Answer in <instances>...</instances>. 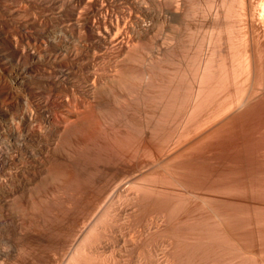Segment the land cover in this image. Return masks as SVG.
Instances as JSON below:
<instances>
[{
	"label": "bare ground",
	"instance_id": "6f19581e",
	"mask_svg": "<svg viewBox=\"0 0 264 264\" xmlns=\"http://www.w3.org/2000/svg\"><path fill=\"white\" fill-rule=\"evenodd\" d=\"M121 1H124V0H121ZM172 1H175V2H172ZM172 1L169 0L168 3H170V2H172V3H170V5L168 6V4L165 3L163 0H126V3H124V4L119 3V1L117 2L115 0H104V1L103 0L102 1L101 0H0V131H3V133H0V141L2 139H4L3 137L8 135L12 138V140L15 141V143L17 144L16 146H18L19 149L21 148V150H23L26 145L23 147L22 144H20V141L24 140L25 144H26V140H28L29 138L31 139L33 133L36 130L41 131V129L43 128L46 130V132L47 131L49 132L50 135L49 134L48 135L51 138L50 143L53 145V149L55 150V152H56V149H58V147L60 146L63 149L62 153L67 156L66 157L67 159L72 161V158L75 159V157H76V156L73 157V155H75L77 152L81 151L80 146H82V144H83V146H82V149H83L84 146H86V145H88V146L95 145L97 142H99L98 137L101 134V132H102V134H103V132H106V135L107 134L111 135L110 132H113V134L115 132L116 133L119 132L117 134V135H119L122 131L123 134H121V135L125 136L127 129L132 126L131 123H134V122H131V119L136 117L137 113H139L140 110L142 111V109H140V107L145 104V103L143 104V102H145L146 99L149 97L147 95V93H148L147 91H149L148 87L151 86L149 84H150V81H152V79L149 76L150 77V80H149V77H147L146 73H144L145 70L148 67H151V66L153 67V64H156V63L158 64V67H159V65L162 64V62L165 63V60L167 62L168 60H170V58L172 59V55H173L172 53L176 52V51L173 52V49L175 46L173 43L175 40L172 41L168 37V39L170 41H172V42H170V41H168L167 38H164L163 37L164 34L163 35L161 34V31H163V30L159 29V27H158L159 25H166V24H164V22H166V21L168 23L169 22H176L178 24V25H176V23H175L176 28L179 27L178 28L179 30L178 29L177 30L179 31V37H180V39L178 38L179 42L177 40V42H178L177 45H180L181 48L184 47L183 50H185V48H186L191 54H193V55H191V54H189V55H191V56L197 55L196 59H193V57H191V60L188 62V64H186L187 62L186 63L182 62L183 63L182 65H184V64L187 65L188 69L190 70V73L193 76L192 81L194 82V84L191 88V97H190L189 105L188 104L186 105L187 108H183L184 106L183 107L179 106V107H181V109L183 108V110L188 109V106H189V109L186 110L187 112L184 111V112H186V113H184V114H186V116L184 119L182 118L183 121L185 122V120H188L192 116V114L198 113V111H200L204 106H208V104H206L208 102L207 99L208 100L212 99L211 97L214 95H211V93H210L211 96H210V98H208L209 93H207V92L210 90V88L212 89V87L209 88V86H212V85H210L212 80H213V83L216 85V83L214 82V79L217 81V77H216V73H217L218 78H222L221 80L224 81L223 77H225V82H226V84H223V85H226L224 88L225 90L224 89H223L224 91L221 90L223 93L222 94L220 93L221 99L216 100L217 103L216 102L213 103V101L209 102L210 103L209 105H211V104L212 105L208 106V108H206V109L201 110L202 113L207 110L208 115L207 116L200 115L199 117L196 116L197 119L194 120L195 124H192V125H194L195 128H199L198 130H200V128L204 129V127H207L211 123L213 125H216L215 128L218 131H222L221 133L218 131H215V132H218L219 134L218 133L216 134L214 132L211 136H213L215 134L217 136L215 135V137L213 136V138L218 137L222 133H224V135H225L226 134L225 129L227 128L228 123H224L223 121H225L227 118H229L231 116L233 117L234 114L241 112L243 109H246L245 107H247L249 105V103L252 100H254V98H256L258 95L260 96L261 94H264V0H204L206 3V6H207V11L203 10V12L201 13V14H203L201 22L203 23V26H205L207 23H208V25L210 24V26L212 24V26H213L212 28H213L214 33H211L210 35L207 33L208 35H205L206 31L208 30V28H206L207 30L206 29L204 30L205 34L203 37H202V35H200L201 33L196 32L197 31L196 29H195L196 30L195 31L196 33H195L193 31L194 29L191 28V25H195V26H193L195 28H196V26H199V25L194 24L193 22L197 21L196 19H198V17L196 18V15H198L197 13H199L197 11L199 9L201 10V5L202 6L205 5L204 1L203 0H172ZM202 1H203L204 5L202 4ZM162 2H163V4L165 3L166 5H162ZM158 4H160L161 6H164V7H167V6L168 7L165 9L162 7L163 10H162V8H159L160 9L159 10L158 6L160 7V5H158ZM154 5H156V7H157L156 9H158L159 11H157L155 9ZM153 7L156 11L153 9ZM203 8H206V7H203ZM198 16H200V15H198ZM200 18H199V20H200ZM191 23H193V24H191ZM171 25H173V24H171ZM208 25H206V26L209 27ZM201 26H202V24H201ZM201 30H203V29L201 28L199 30V32ZM207 32H209V31H207ZM162 33H164V32H162ZM167 34H169V33H167ZM222 34H226L225 38H223L224 35L222 36ZM170 38H172V37H170ZM212 43H214V45H216V47H219V48L221 47V51H223L222 49H224V51H226V53L223 54V55H225V57L223 56L224 58L227 57L226 59H224L221 55V57H219V59L217 56V60H216L215 59L216 58L215 53L218 54V52H214L212 49L211 50L213 52L211 50H210L211 52L209 51L211 53L210 55H209V53H204V51H202L203 49H205L204 47H208L209 49H210V47L212 48ZM149 44L150 45H152V44L161 45L163 50H164V54L163 53L161 54L162 50L160 52L158 50L159 54H161V55L158 54V56L154 60L152 59L150 62H148V60H147V62H148L147 63L146 60H144V58H146V57H144L143 54L146 53V51L148 50V47L149 48L151 47V46H148ZM151 49H152V47H151ZM156 49H158V48H156ZM213 49H215L214 46H213ZM174 50H176V48ZM152 51H153V49H152ZM205 51L207 52L208 50H205ZM215 51H217V50H215ZM149 52H148V54H149ZM148 54H147V57H148ZM177 54H179V52ZM177 54H176V56H177ZM226 54H227V56H226ZM173 56H175V55H173ZM185 56H187L186 53H185ZM151 57H152V54H151ZM180 57H181V54H180ZM188 57L190 58V56H188ZM183 58H184V55H183ZM173 59H175V58H173ZM180 59H182V57ZM184 59H187V58H184ZM180 61L181 60H179V61L177 60V62H180ZM157 64H156V66H157ZM168 64L172 65L169 62H168ZM214 65H216V66L214 67ZM156 66H154V67H156ZM158 67H157V69H158ZM176 67L178 68L179 66H176ZM213 67L216 68L215 71H214ZM161 69H163V68H161ZM165 69H166V67H165ZM179 69H180V67H179ZM185 69H186V67H185ZM188 69H186V70H188ZM164 70H163V72H164ZM173 70L171 72H173ZM126 71L127 72L128 71L129 72L134 71L135 75H133L134 73L130 74V77L131 76H132V78L134 77V79H133L134 83L132 82L133 84H131L130 81H129L130 83H128V81L124 79L127 77ZM136 71H137V73H136ZM121 72L125 73L123 79L121 78ZM156 72H154V73H156ZM160 72H162V71H160ZM186 73H188V72H186ZM190 73H188V74H190ZM179 74H180V72H179ZM153 75H152V77H153ZM182 75H184V74H182ZM185 76H183V77H185ZM179 77H181V76L179 75ZM179 77L177 75L175 78H179ZM214 77H216V78H214ZM132 78H130V80H132ZM163 78H165V76ZM166 78H168V75ZM186 78H188V76ZM157 79H158V77L156 78V80ZM165 79L162 80V78L160 77V81L158 80L157 82H160V83L162 81L165 82ZM179 81L181 82V80H179ZM223 81L219 83L220 87H224V86L220 85L221 83H223ZM163 82H162V84H163ZM168 83H169V81H167V84ZM183 83H185V82H183ZM187 83H188V80H187ZM152 87H154V86H152ZM181 87L186 88V85L185 86L181 85ZM215 87H217V86H215ZM207 88H208V90H207ZM214 89H212V91ZM173 90H175V89H173ZM216 90H218V89H216ZM164 92H166V90ZM180 92L178 94H180ZM209 92H211V91H209ZM218 92H219V90H218ZM214 93L215 92H213V94ZM150 94L152 95V93H150ZM185 94L186 93L182 92L183 96ZM183 96H181V97H183ZM263 96L264 95H262L261 97H263ZM158 97H160V95ZM159 99L162 100L163 98L162 99L158 98L156 100H159ZM185 99L181 100L179 98V100L182 102L185 101ZM151 100H152V98H151ZM153 100H154V98H153ZM169 100H171V99H169ZM180 101H179V103H180ZM148 102H150V101H148ZM186 102H188V101H186ZM254 102H256V101H254ZM161 104H162V102H161ZM149 105H150V103H149ZM149 105H145V107H147ZM181 105H182V103H181ZM183 105H184V103H183ZM250 105H252V104L250 103ZM253 106L254 105L249 106L250 109ZM162 107H165V106H162ZM172 107H174V106H172ZM153 108H156V107L154 106ZM136 109L137 110L140 109V110L137 111ZM145 110H146V108H145ZM146 111H148V110H146ZM163 112H164V110H163ZM94 113H98L99 115L98 114L96 115ZM154 113L155 112H153V115L155 116V114H157V112L155 114ZM159 113H160V111H159ZM164 113H162V114H164ZM168 113H170V112H168ZM182 113H181V115H182ZM200 113L201 112H199V114ZM241 113H243V112H241ZM245 113L247 115L249 113L248 110H247V112L245 111ZM138 115L140 116V114H138ZM146 115H147V112H146ZM176 115H179V113ZM203 115H206V114L203 113ZM246 115H242V116L244 117ZM242 116L240 119H242ZM239 117H240V115H239ZM159 118L160 117L156 115L155 120H153V121H155V123H157V122L162 123V121H159L160 120ZM161 118H162V116H161ZM177 118H179V117H177ZM134 119H137V118H134ZM138 120H140V119H138ZM147 120H148V118H147ZM171 120L172 119H170V121H169L170 123L173 121V120L172 121ZM178 120H180V118ZM220 120L221 121L223 120V121L221 122ZM141 121H142V119H141ZM189 121H190V119H189ZM189 121H187V122H189ZM149 122H151V121H149ZM235 122H233V123H235ZM155 123H154V125H155ZM181 123L182 122L175 121V124L180 125L179 126L180 128H182ZM207 123H209V124L206 125ZM150 124L151 123H149V125ZM166 124L164 123V125H166ZM172 124H173V126L175 125L174 121ZM186 124H188V123H186ZM186 124H184V125H186ZM230 124L231 123L229 122V125ZM141 125H142V123H140V126H139L140 127V129H139L140 130V132H139L140 139L134 145L135 146L134 150H135L136 154H142V156L144 154L149 155L150 153L155 152L154 150L156 148L157 149L161 148V147L165 148V146L169 147V149H168V152H169V150L172 149L170 147L176 146V148H177V146L180 145V143H178V142L181 139V135H178V133L176 131H171V132H173V134H167V133L162 132L161 134L154 136L155 134L154 135L152 134L154 131L149 134L148 132H145L146 131L145 129L141 128L143 126V125L142 126ZM151 126L154 127L153 125H151ZM159 126H160V124H159ZM188 126H189V124L186 125V127H183V128H186L185 139H187L189 137V135L187 136V127ZM133 127H135V126H132L131 130L133 129ZM144 127H145V124H144ZM166 127L169 128V126H165V128ZM179 127H178V129H180ZM189 127L191 129V126H189ZM232 127L227 128V130L228 129L230 130ZM136 128L137 127H135V129ZM154 128H156V127H154ZM135 129H134V131H135ZM172 129H174V128H172ZM190 129L188 131H190ZM213 129H214V127H213ZM169 130L166 132H169ZM223 130H224V132H223ZM4 131H6V132H4ZM134 131H133V133L136 132V131L135 132ZM163 131H165V130H163ZM128 132H132V131H130V129H129ZM155 132H156V130H155ZM174 132H176V133L174 134ZM182 132L185 133L184 131H182ZM190 132L192 133L194 131L191 130ZM209 132L211 133V131H209ZM40 133L42 135V131ZM147 133L149 134L148 138L150 136L149 142L147 141L148 140L147 139ZM180 133L181 132H179V134ZM205 133H206V130L204 133L202 132V136ZM210 133L205 134L206 138L208 136H210ZM227 133H229V131ZM104 134H103V139L106 138V137H104ZM126 134H128V133H126ZM34 135H35V133H34ZM190 135H192V137H194L193 134H190ZM194 135H195V133H194ZM199 135H201V133L198 134V137H200ZM226 135H228V134H226ZM211 136H210V140H211ZM111 137H114V136H111ZM130 137L131 136H129L128 139H130ZM196 137H197V134H196ZM196 137H194L193 139H196ZM121 138L120 139L116 138V139H118L117 142H119V140H121ZM203 138H204V136H203ZM223 138H225V137H223ZM79 139H82V141H79ZM108 139H110V138H108ZM128 139H125V140H128ZM131 139L134 140V138H132V137H131ZM185 139H184V142H186L188 140L187 139L185 141ZM193 139H192V141H194ZM99 140H100V138H99ZM133 140H132V142H133ZM136 140H137V137H136ZM210 140H208V142ZM214 140H216V139H213V141ZM128 141L130 142L131 140H128ZM181 141H183V140H181ZM189 141H191V139ZM189 141H187V144ZM213 141L211 140V142H213ZM123 142L124 141L122 140V145L125 144V143L123 144ZM201 142L202 141H200V143L198 142L196 144L197 145L201 144ZM203 142H207L206 139H205V141L203 140ZM0 144H1V142H0ZM104 144H106V143H104ZM104 144H103V146H104ZM196 144H194L195 147H197ZM204 144H203V146L201 145L202 148L204 147ZM182 145H184V143ZM256 145H258V144H256ZM261 145H262V143L260 144V146ZM43 146H45V145H43ZM49 146H51V145H49ZM96 146H97V144H96ZM109 146H111V144H109ZM190 146H191V144H190ZM262 146H264V145H262ZM78 147L80 148L79 151L77 149ZM106 147H108V144ZM182 147H180V148H182ZM184 147H185V145H184ZM198 147H200V146H198ZM247 147H249V146H247ZM7 148L8 147H6V149ZM15 148H17V147H15ZM31 148H32V146H31ZM50 148H52V147H50ZM102 148L105 150L104 147H102ZM130 148H132V147H130ZM130 148L126 151L127 152L130 151ZM91 149L94 150L93 146ZM184 149H186V148H183V150ZM198 149H197V151H198ZM255 149L259 150L258 147L257 148L255 147ZM36 150H34L35 153H36ZM49 150H50L49 152H51V149H49ZM74 150H77V152L75 154H73ZM121 150H123V149L121 148ZM165 150H166V148H165ZM174 150H173V152H174ZM192 150H194L193 152L195 154L197 153V152H195L196 149L194 147H192ZM249 150H251V148ZM88 151H86V152L88 153ZM117 151H119V148ZM251 151H249L250 154L253 153V151H252V153H251ZM27 152H28V150H27ZM27 152H24V153H27ZM29 152L30 153H28V154L30 157H33L34 155H36V154H34L33 151H32L33 153L31 151H29ZM99 152H97V153H99ZM175 152H174V154H175ZM198 152H200V151H198ZM258 152H260V151H258ZM261 152H260V154H261ZM20 153L22 155V151ZM45 153L47 154V152H45ZM111 153H113V152H111ZM114 153H115V150H114ZM132 153H133V151H132ZM127 154H124V155H127ZM163 154L166 155L167 153L161 152L160 155H163ZM177 154H179V152ZM187 154H188V151H187ZM187 154H186V156H187ZM79 155H81V153ZM102 155H104L103 151H102ZM111 155H110V157L114 156V155L113 156H111ZM122 155L116 156V159L113 160V161H115V163H117L116 165H117L118 169H116V172L118 170H120L119 166L121 164L123 166H124V164L126 165L125 158H127L128 156L124 158V156H122ZM129 155H130V153H129ZM153 155H155V154H153ZM181 155H182V153L179 155L180 159L178 158L180 160V161L178 160L179 164L182 160ZM192 155H191V157L194 156V155L193 156ZM256 155L258 156V154L255 153V156L252 155V157L254 156L256 158L257 157ZM92 156H94V155H92ZM107 156L109 157V155H107ZM138 156H140V155H138ZM168 156L170 158V152H169ZM186 156H185V159L188 160L190 158V156L188 155L189 158H186ZM36 157H37V155H36ZM129 157L127 158L128 159L127 162H130ZM133 157H134V154H133ZM144 157L145 156H143V158ZM157 157H158V155H157ZM182 157H183V155H182ZM9 158H10V155L8 157V155L5 152V148L0 145V178H2L3 176L6 177V174L4 172V170L6 168H5L4 164L8 163ZM12 158H13V156H12ZM47 158H49V157H47ZM90 158H92V157L90 156ZM139 158H141V157H139ZM161 158H162V156H161ZM176 158H175V161L177 160ZM51 159H53V157ZM56 159H58V158H56ZM172 159H174V158L172 157ZM252 159L254 160V158H252ZM49 160H50V158H49ZM54 160H53V162H55ZM92 160H94V159H92ZM131 160H133V159H131ZM155 160H156V157H155ZM75 161L76 160H74V164L75 163L77 164L78 162H75ZM136 161H137V159H136ZM139 161H141V160L139 159ZM178 161H176V162H178ZM195 161H197V160H195ZM31 162H33V161H31ZM86 162H87V160H86ZM108 162H109V160H108ZM172 162H174V161H172ZM52 163H51V165H52ZM56 163L58 164V162H56ZM67 163H68V161H67ZM67 163H65V164H67ZM79 163H80V161H79ZM102 163H104V162H102ZM115 163H114V166H115ZM131 163H133V162H131ZM157 163L155 165L158 167ZM168 163H169V161H168ZM171 163L169 165L170 167L164 166V168H166V167H168V169L171 167L175 168V166H174L175 162H174L173 166H171ZM194 163H196V162H194ZM62 164H63V162H62ZM118 164H119V166H118ZM151 164H152V162H151ZM182 164H183V162H182ZM191 164H192V162H191ZM3 165L5 168L4 170H3ZM53 165H54V163H53ZM59 165H61V164H59ZM92 165H94V164H92ZM139 165H140L139 167L141 169L144 167H147V165L142 167L141 163ZM142 165H144V164H142ZM152 165H154V164H152ZM175 165H177L176 166L177 169H178V167H180V165H178V164H175ZM261 165H262V163H261ZM185 166H187V165H185ZM195 166H197V165H195ZM100 167L102 168V166H100ZM106 167H108V166H106ZM134 167H135V165H134ZM136 167H138V166H136ZM187 167H189V165ZM187 167H186V170H189ZM243 167H244V165H243ZM246 167H244V169ZM252 167H250V168L252 169ZM257 167H260V166H257ZM80 168H83V167L80 166ZM90 168H92V167H90ZM96 168H97V166H96ZM127 168H128V166H127ZM127 168H125L124 170H127ZM140 168H137V169H140ZM159 168H161V167H159ZM206 168H208V167H206ZM72 169H73V167H72ZM87 169H85V170H87ZM113 169H114V167H113ZM129 169L130 168H128V170ZM131 169H134V168L131 167ZM137 169H136V171H137ZM144 169L146 171V168H144ZM150 169H151V167H150ZM171 169H173V168H171ZM184 169H185V167H184ZM241 169H243V168H241ZM261 169L260 170L259 169L257 170V168L252 169V171L253 170H257V171L256 172L253 171L254 173H252V174L250 173V175L248 174L249 175L248 177L251 176L249 179L247 176H245L248 179L246 181H242L243 178L241 180V177H240L239 181H238V179H237V181H233V180L225 181L226 180L225 178H224L225 180L223 179L224 181L220 180V182H218L219 180L217 181L215 179L216 180L215 184H213L212 182L209 181L211 183V186L214 189V191H215V189H218V194H219V191L227 193L228 197L230 194L231 195L236 194V196H237V194L238 195L240 194L239 195L240 198L243 197V199H244L243 195H246V197L251 195L254 198V200L256 201V203H254L255 201L250 200L252 198L248 197L249 201L247 200V198H245L248 202L251 201L253 203L251 205L247 204L246 203L247 201L245 202V199L244 200H238L239 197L236 198L235 195H233L232 197L235 196L234 198H236V200H234V202H232V203H222V202H221V204L219 202H217L218 204L213 203V202L211 203V201L214 199H212L211 201L209 200V203H206L208 199L203 201L204 196L202 198L203 199L202 202H200V203L196 202L195 197L192 195H189V191L192 193V192H195L196 190L195 191L190 190L189 187L194 189V186L197 185L196 187L198 188L201 185L198 188L199 193L201 191L200 188H202L204 190V188H206V187H202V184L205 182V180L204 181L201 180L203 183L199 180L200 177L197 179L198 181L194 180L196 175L193 173H192L194 176L193 178H192L191 174H190L191 177H188L190 179L192 178L193 181H191L190 179H189L190 181H186L184 179L186 177L185 176L186 174H185V175H183L184 177H182V176L180 177L182 180L181 179L176 180V178L174 180L172 179V181H170V182H167V181L164 182L163 180H162L163 182H160L159 180H157V181H159V182H157L155 180V182H157L156 184L154 181H152L153 184H147L145 182V180H146L145 178H147V177L143 178V179H145L144 182L146 183V184L145 183L143 184V181L141 180L142 181L141 182L139 180L141 177L140 174L138 176L134 175L133 173H135V172H132V174L126 175V176L121 175L122 178L119 177L118 180H117V178H115V181H113V182L111 181L112 179L110 180V178L108 179V177H106L107 179L101 178V181L102 180H104V181L108 180L109 182L110 181L112 182V183L110 182L111 185L109 184L110 185L109 187L106 184L107 185V188L105 187L106 190L102 189L103 192H104V190L107 191V189H109V191L107 193L108 195H106V194H104L106 196L103 195V197H106L105 200L102 201L103 205L99 204L101 206L96 210V212L94 211L95 213L93 215L91 214V216H92L91 220H89V222H86L87 224L83 225L79 229L77 234H75V236H76L75 238L71 237V238L75 239V242L82 240L83 238H85L87 236V233L89 232V228H90L89 225L91 223H93L97 219L98 216L100 217L103 214H105L103 217H106L107 215H109V216L112 215V216H115L114 218H116V219L117 218L122 219L131 213V206H132V204H135L134 206L138 205L140 208H143L144 210H146L147 213H151V214H153V216L155 215V217H156L155 224L152 225L148 222L150 225L149 226L146 225V227H145L146 232H148L149 234H151V233L158 234V237L161 236V238L165 242L172 241L173 244H166V243L155 244L156 241L154 242V244H151V242H150V244H143V245L128 244V243L127 244H121L120 243V244L114 245L113 244L114 242H113V243H111V244H113L111 246L109 243L103 244V243H100V241L97 242L96 244L95 243L94 244H77L78 248L76 251L74 249V254L72 255L68 264H110V263H112L111 261H113L110 259V258H112L111 257L112 255H110V257H109V255H107V253L110 254V252H112V253L115 252L114 251V250H116V249H114L115 247L121 253L125 249L127 251V248H128V250H130L131 253L133 254V253L137 252L136 250L138 247L136 245H139L141 247V249L143 250V252L147 255L149 254L148 256H150V257L154 253L157 255L159 253L161 254V252H166V251L170 250L171 255H172L171 257L173 258V261H174L173 264H212L213 263L212 261H214V260H211L213 258L212 256H214L213 253L218 251L217 247H220V246L222 247L223 245H227L228 247L229 246L233 247V248L229 247V249H228L229 251L231 249L237 248L238 251H241V253H243V254L247 253L250 255L251 253L259 252V254L261 253L264 255V171H263L264 169L263 168H261ZM9 170L10 169H8V171ZM49 170L51 171V169H49ZM52 170L54 172L56 169L55 170L52 169ZM67 170H68V167H67ZM82 170H84V169H82ZM82 170L79 171L80 174H81ZM110 170H112V169H110ZM162 170H163V168H162ZM194 170H192V171H194ZM57 171L59 172L61 170L57 168ZM57 171H56V173H57ZM98 171L100 173L101 170H97L96 172L98 173ZM28 172H30V171H28ZM88 172H92V171H88ZM106 172H107V170H106ZM110 172L111 171H109V173ZM124 172H127V174L131 173L128 171H124ZM140 172H141V174L144 173L143 169ZM147 172H148V167H147ZM33 173H34V171H33ZM50 173H52V172H50ZM56 173H54V174L52 173V174H50V176H52L51 177L52 181L53 180L56 182L58 181V183L60 181H62L65 178V174H67L66 172H64V174H62V175H60V174L56 175ZM60 173H62V172H60ZM72 173H73L72 175H74V176L76 175V174H74V171ZM99 173H98V175H99ZM167 173H166V175H167ZM226 173H228V171ZM243 173H245V172H243ZM40 174L43 177H45L46 174H48V173L45 174V171L42 170L40 172ZM201 174H202V172H201ZM68 175H69V173H68ZM159 175H157V177H159ZM166 175H164V176L166 177ZM174 175H175V173H174ZM174 175L172 174L173 178H174ZM187 175H188V173H187ZM18 176H20V174ZM80 176H82V175H80ZM86 176H89V174ZM102 176H104V175L102 174ZM115 176L116 175L114 173V175L112 177L114 178ZM145 176H148L147 173ZM155 176L153 175L152 177L154 178ZM169 176H170V174H169ZM237 176H236V178H237ZM27 177L28 176H26V178ZM77 177L79 178V175ZM177 177H178V175H177ZM197 177H198V174H197ZM228 177H230V176H228ZM14 178H15V176H14ZM72 178H74V177H72ZM78 178L75 177L73 179V181H70L71 179L67 180L69 182V184H67L68 186L66 184H64V185H66V186H64L66 188H62L63 190L65 189L64 191L58 190L59 192L56 193V191H57L56 190L55 191V193L57 194L56 196L50 195L49 193H46L45 197H42V196H40L41 195L40 192L37 191L36 188L33 186L34 184H32V183L28 184V182H27V183H24V185H21L20 188H17V189L15 188V190H12V192H10V193L8 191L9 194H7V195L4 194V197H2V198L5 199L4 201L6 203L11 202L12 200L15 201L18 199L20 200V203H21V200L25 201L26 204L29 205L32 210H34L35 212L40 214L39 219H41V216H42L43 219H47L46 221L51 219L50 222H52V223L54 220H55L54 223H56V220H60V221L63 220V222H64V219H66L68 217L67 216L68 213H66L67 211L66 212L62 211L63 209H61V207H59V205L57 206V203L55 202L57 199L55 200V198L58 195H59L58 196L59 198L62 197V195L66 196L69 193L68 190L70 189L69 188L70 186L71 187L72 186L73 187L78 186V184L81 183V182L78 183V181L80 180V178L79 179ZM170 178L171 177L167 176V179L170 180ZM188 178H187V180H188ZM204 178L207 179V176ZM183 179H184V181H183ZM18 180H20V178ZM29 180H31V179H29ZM33 181L35 182V180H33ZM67 181H65V182L68 183ZM98 181H100V179ZM62 182H64V180ZM82 182H85V180L83 179ZM95 182H96V180H95ZM147 182L149 183V180ZM58 183H55V185ZM104 183H107V182L105 181ZM61 184H63V183H61ZM92 184H94V182ZM96 185H97V183H96ZM46 186H47V184H46ZM81 186H83V185H81ZM89 186H91V185H89ZM203 186H208V185L205 182V185L203 184ZM10 187H12V185ZM13 187H14V185H13ZM102 187H104V186H102ZM76 188L77 187H75V189ZM48 189L50 190L51 188H48ZM213 189H212V191H213ZM7 190H9V189H7ZM79 190L81 191L83 189H79ZM79 190H77V191H79ZM72 191H73V189H72ZM204 191L206 192V190H204ZM52 192H54V191H52ZM70 192H71V190H70ZM197 193H198V191H197ZM74 195L75 194H73L72 197ZM213 195H215V194H213ZM241 195H242V197H241ZM51 196H53V197H51ZM97 197H99V196H97ZM193 197L195 199L194 200L195 202L192 201ZM220 197H222V195ZM37 198H40L39 199L40 206H39L38 201H36ZM43 198H46V199L43 200ZM62 198H64V197H62ZM119 198H123L122 200H124L125 202H121L122 200H120ZM116 199H119V201H120V202L118 201V203H120V205H118V206H114ZM13 201H12V203H13ZM96 201H97V199H96ZM98 201H101V200H98ZM222 201H223V199H222ZM225 201H227V200H225ZM17 202H19V201H17ZM63 202L65 203L64 200H63ZM60 203H61V201H60ZM22 204H24V203L22 202ZM54 204H56V205H54ZM150 205H152V209L151 210L149 209V211H147V209L149 208ZM65 206H67V205H65ZM65 206H63V207H65ZM21 207H23V206H21ZM68 207H70V206H68ZM24 208H23V210H24ZM140 208H138V209H140ZM19 209H20V206H19ZM69 210H71V209H69ZM69 210H68V212H70ZM144 210H141V211H144ZM34 211H32V213ZM18 212H19V210H18ZM21 212H19V213H21ZM88 212H90V211H88ZM139 212H140V210H139ZM146 212H144V214H147ZM85 213L87 214V211ZM76 215L80 216V214H76ZM84 216H85V214H84ZM21 217L22 218L17 219V221H15V222H18L20 224V223H23V221H24V224H22V228L20 227L21 233H23V231L25 230V233L27 234L28 231L29 232L32 231L31 226H32V224H35V223H32L35 216L32 218H29L30 216L28 217V213H26V214H22ZM149 217L151 220L152 215H150ZM114 218L112 217V219H109V220L101 219L103 221L99 225L100 228L96 227L94 229L91 240L97 241V240H100L101 238H103L102 234L105 233L104 227L105 226L107 227L108 225H111L112 223H114V221H113ZM39 219H38V221H39ZM68 219H69V217H68ZM116 219H115V221H116ZM161 219H162L163 224L160 223ZM26 220L28 221V223L26 222ZM111 220L113 222H111ZM42 221L44 222V220H42ZM42 221H41V223H42ZM145 221H147V220H145ZM67 222H68V220H67ZM74 222H75V220H74ZM78 222H79V220H78ZM83 222H84V219H83ZM127 223H130V222H127ZM78 224H77V226H78ZM44 225H46V223H44ZM69 225H70V223H69ZM2 226L4 228L5 224H2ZM38 226H41V225H38ZM38 226H36V227H38ZM36 227H35V229H37ZM47 228H49V227H47ZM74 228H73V230H74ZM116 228H117V226H116ZM50 229L52 230L53 227ZM70 229H71V227H70ZM58 231H59V228H58ZM107 231L108 230L106 229V234L109 235L107 233ZM114 231L116 232V230H114ZM14 232H12V233H14ZM54 232H52V234ZM61 233H60V236H61ZM70 233L72 234V232H70ZM116 233L119 235V232H116ZM141 233H143V232H141ZM141 233H139V235H141ZM36 234H37V232H36ZM50 235L51 234H48V236H50ZM131 235H133V234H131ZM151 235H153V234H151ZM31 236L32 235H30V237ZM45 236L47 237V235H45ZM11 237H13V236H11ZM56 237H55V239H56ZM113 237H114V235H113ZM13 238H15V235ZM18 238L20 239V237H18ZM69 238H70V236H69ZM105 238H107V237H105ZM36 239H37V237H36ZM138 239H136V240H138ZM157 239L158 238H156V240ZM21 240H22V238H21ZM23 240H24V238H23ZM50 240H51V238H50ZM62 240H64V239H62ZM91 240H90V242H91ZM126 240H127V238H126ZM125 241H124V243H125ZM57 242H59V241H57ZM101 242H104V241H101ZM22 243H21V245H23ZM42 243L44 244V242H42ZM51 243H54V242L50 241V244H44L46 248L48 247V251H49V248H52L53 249L52 251H54L56 249L58 250L60 248V246L65 245V244H61V243L60 244H58V243L51 244ZM62 243H64V242H62ZM91 243H93V242H91ZM34 244H32V245H34ZM214 244H219V246L216 247V245H215V247H214ZM21 245L19 248H22ZM38 245H40V244H38ZM71 245H73V244H71ZM26 246H27V244H26ZM26 246H25V248H26ZM45 247H44V249H45ZM75 247H77V246L75 245ZM139 248H138V250H139ZM215 248L217 251L214 250ZM237 249H234V250H237ZM65 250H66V248H65ZM142 250H140V251H142ZM232 251L233 250H231L230 252H232ZM244 251H246V252H244ZM139 253H141V252H139ZM0 255L4 256V257L6 256V254H0ZM50 255H52V253ZM57 255H59V254L57 253ZM154 255H152L151 259L148 257L150 261L154 257H156V255L155 256ZM231 256L233 257V255H231ZM44 257H45V255H44ZM47 257H48L49 261H51V262L53 261V260H50L51 258L47 255L43 259V261ZM141 257H143V256H141ZM218 257H220V256H218ZM222 257H224V256H222ZM55 258H54V260H55ZM263 258H264V256H263ZM130 259H132V258H130ZM144 259H145V257H144ZM231 259L233 260V258H231ZM248 259L249 258L247 257V260ZM255 259H258V257ZM124 260H125V258H124ZM228 260H230V258ZM40 261L42 262V260H40ZM129 261H131V260H129ZM171 261H169V262H171ZM257 261H260V260H257ZM257 261L252 260L251 263H249L250 262V260H249V261H247L248 263L246 261H245V263L246 264H261L260 263L261 261L259 263H257ZM149 262H147V264H163L161 260H155V258L150 263ZM237 262H238V264L241 263V261L239 263V260ZM47 263H49V262L47 261L45 264H47ZM116 263H117V261H116ZM132 263H133V261H132ZM142 263H143V261L140 262L139 264H142ZM219 263H221V262H219ZM223 263H221V264H223ZM27 264H29V263H27ZM56 264H59V263L56 262ZM164 264H165V262H164ZM216 264H218V262H216ZM262 264H264L263 261H262Z\"/></svg>",
	"mask_w": 264,
	"mask_h": 264
},
{
	"label": "rangeland",
	"instance_id": "374dc122",
	"mask_svg": "<svg viewBox=\"0 0 264 264\" xmlns=\"http://www.w3.org/2000/svg\"><path fill=\"white\" fill-rule=\"evenodd\" d=\"M102 1V0H101ZM104 1V0H103ZM115 1H119V3H122V4H124V3H126V0H124V1H121V0H115ZM121 1V2H120ZM164 2L166 1V0H163ZM172 1V0H171ZM204 1V0H203ZM203 1H202V4H203ZM169 2V0H167L165 3H167L168 4V6L170 5V3H172V2H175V1H172V2H170V3H168ZM163 4V2H162V5H166V4ZM205 4V5H204ZM204 6H202L201 5V10L199 9L197 12H199V13H197L198 15H200V16H198V15H196V18L198 17V19H196L197 21V23L196 22H193L194 24H196V25H199V26H196V28L195 27H193V26H195V25H191V28H193L194 30V32L196 31V32H198V33H201L200 35H202V37L204 36V34H205V29L206 28H208V30L207 31H209V32H207L206 31V34L205 35H210L211 33H214L213 32V26H212V24H211V26H210V24L208 25V23L206 24V25H208L209 27H207L205 24V26H203V23L201 22V19H202V16H203V14H201L202 12H203V10L204 11H207V6H206V3H205V1H204ZM158 5H160V4H158ZM167 6V7H168ZM154 7H155V9L157 8L156 7V5H154ZM154 7H153V9H154ZM167 8V7H164V6H161L160 5V7L158 6V9L159 8ZM203 7H206V8H203ZM163 8H162V10H163ZM203 8V9H202ZM154 9V10H155ZM158 9H156L157 11H159ZM155 10V11H156ZM168 10V9H167ZM201 17V18H200ZM199 18H200V20H199ZM173 24V25H171V24ZM175 23L176 22H164V24H166V25H159L158 27H159V29H161V30H163V31H161V34L163 35V37L164 38H167L168 39V37H169V39L170 40H172V41H174V49L176 48V50H174L173 49V52H175V53H172L173 55H175L176 56V54L179 52V54H177V56L175 57V56H173L172 55V59L170 58V60H168L167 62H166V60H165V63L164 62H162V64H160L159 65V67H158V64H157V66H156V64H153V67L154 66H156V67H152L151 65V67H148L146 70H145V72L144 73H146V75H147V77H151V79H152V81H150V84L149 85H151V86H149L148 87V90L150 91H147L148 93H147V95L149 96L147 99H146V101L145 102H143V104L144 105H142L141 107H140V109H142V111L140 110V109H138V110H140L139 111V113H137V116L136 117H134V118H137V119H131V122H136L135 124L134 123H131L132 124V126H135V127H137L136 129H135V127H133V129L131 130V128H132V126L130 127V128H128L127 129V132L126 133H128V134H126L125 133V136L123 135H121V134H123L122 133V131H121V133L119 134V135H117L118 133H114L113 134V132H110L111 133V135H106V132H103V134H104V137H106V138H104L103 139V134H102V132H101V134L99 135V137H98V141L99 142H97L96 144H97V146H96V144L95 145H90V146H88V145H86V146H84V150L82 149V146H83V144H82V146H80V148H81V151H79L80 150V148L78 147L77 149H78V151L79 152H77V150H74L73 152V154H75L76 152V154L75 155H73V157H75V159H73L72 158V161L71 160H69V159H67L66 157V155L65 154H63L62 153V151H63V149L59 146L58 147V149H56V152H55V150L53 149V145L50 143L51 142V138H50V134H49V132L47 131L46 132V130L45 129H41V131H42V135H41V131L40 130H36L34 133H35V135H34V133H33V135H32V137H31V139L29 138L28 140H26V144H25V141L24 140H22V141H20V144H22V146L24 147L25 145V147H24V149L23 150H21V148L19 149V147L18 146H16L17 144L15 143V141L14 140H12V138L10 137V136H8V135H6L5 137H3L4 139H2L0 142H1V146H3L4 148H5V152H6V154L8 155V157H9V155H10V158H9V161H8V163L7 164H4L5 165V168H4V165H3V170H4V172H5V174H6V177H2V178H0V221L2 222H0L1 224H0V254H6V256L4 257V256H1L0 255V263L1 264H27V263H29V264H45L47 261L49 262V263H47V264H51L53 261V263L52 264H56V262H58L59 264H68L69 263V261H70V259H71V257H72V255L74 254V249H75V251L77 250V248H78V245L77 244H96L97 242H99L100 241V243H103V244H110L111 246L114 244V245H116V244H139V245H143V244H150V242H151V244H154V242H155V244H164V243H166V244H173V242L172 241H168V242H165L162 238H161V236L160 237H158V234H154V233H151V234H153V235H151V234H149L148 232H146V225L147 226H149L150 224H155V222H156V217H155V215L153 216V214H151V213H147L146 212V210H144L143 208H140L138 205L137 206H134L135 204H132V206H131V213L129 214V215H127L125 218H114L115 216H112V215H107L106 217H103L105 214H103L102 216H98L97 217V219L93 222V223H91L89 226H90V228H89V232L87 233V236L85 237V238H83L82 240H79V241H76L75 242V239H73V238H75L76 236H75V234H77V232L79 231V229L83 226V225H85V224H87L86 222H89V220H91V214L93 215L95 212H96V210L101 206V205H103V200H105V198L106 197H103V195L104 194H106V195H108L107 193H108V191H109V189H107V191H105L106 189H105V187L107 188V185H108V187L111 185V183L113 182V181H115V178H117V180L119 179V177L120 178H122V176L121 175H123V176H126V175H130V174H132V172H135V173H133L134 175H139L140 174V181L142 180L143 181V184L146 182L147 184H153V182L152 181H154L155 182V180L157 181V180H159L160 182H165V181H167V182H170V181H172V179L174 180L175 178H176V180L177 179H181L180 177L182 176V177H184L183 175H185L186 177L184 178L186 181H193V174H195L196 176H195V178H194V180H196V181H198L197 179L199 178V180L201 181V180H205V182L207 183V185L208 186H203V184L205 185V182L203 183L202 181V187H206V188H204V190H206V192L202 189V188H200V193H199V187L201 186H199L198 188L196 187V186H194V189H192L191 187H189V189L190 190H193V191H195V192H190L189 191V195H192V196H194L195 197V199H194V197H193V202H198V203H200V202H202V200L203 201H205V200H207V202L206 203H209V200L211 201L212 199H214V200H212L211 201V203L213 202V203H217V202H219L220 204H221V202L222 203H232V202H234V200H236V198L237 197H239L240 198V194L238 195L237 194V196H236V194H230L229 195V197H228V194L227 193H224V192H222V191H219V194H218V189H215V191H214V189L212 188V186H211V183L210 182H212L213 184H215V181L217 180H219L218 182H220V180H222V181H224L225 179V181H231V180H233V181H237V179H238V181L240 180V177H241V180H242V178H243V180L242 181H246V180H248L250 177H248L249 175H250V173L252 174V173H254V172H256L258 169L260 170L261 168H263L264 169V146H262V145H264L263 143H264V96L263 97H261L262 95H264V94H261L260 96L258 95L256 98H254V100H252L250 103L252 104V105H254L251 109H250V107L249 106H252V105H250V103H249V105L247 106V107H245L246 109H243L241 112H243V113H241V112H238V113H236V114H234L233 115V117L231 118V117H229V118H227L225 121H223L224 123H228V125H227V128H230V127H232L230 130L228 129L227 130V128L225 129L226 131H225V133L226 134H228V135H224V133H222V134H220L219 136L221 137H216V138H213V136L215 137V135L218 133V132H222V131H218L216 128H215V126L216 125H213V124H209V123H207L206 125H208L207 127H204V129L206 130V133H210L209 131H211V133H210V136L215 132V131H218V132H215L216 134L215 135H213V136H211V140L213 141V139H216V140H214L213 142H211V140H210V136H208L207 138H206V136H205V134H203V136H204V138L206 139V141L208 142V140H210L208 143L207 142H203V140L205 141V139L203 138V136H202V132L204 133L205 132V130L203 129V128H200V130H198L199 128H195L194 127V125H192V124H195V121L194 120H196L197 119V117H199L200 115H202V116H207L208 115V113H207V110L205 111V112H203V113H205L206 115H203V113H202V109H206V108H208V106H211V105H209L210 103L209 102H212L213 101V103H215L216 102V100H220L221 99V97H220V93L222 94L223 92L222 91H224L225 89V86L226 85H223V84H226V82H225V77H223V79H224V81L223 80H221L222 78H218V76H217V73H216V77H217V81L214 79V82L216 83V85L213 83V80H212V82H211V84L210 85H212V86H209V88L210 87H212V89H214L213 91H212V89L210 88V90L209 91H211V92H207V93H209V97L208 98H210V96L211 95H214V96H212L211 98L212 99H207V103L206 104H208V106H204L200 111H198V113H194V114H192V116L189 118L190 119V121H189V119L188 120H185V122L183 121V119L185 118V116H186V114H184V113H186L187 111L186 110H188L189 109V106H188V109H184L183 110V108H187V104L189 105V102H190V97H191V88H192V86H193V84H194V82L192 81L193 80V76H192V74L190 73V70L188 69V67H187V65L186 64H188V62L191 60V57H193V59H196L197 58V55H195V56H191V55H193V54H191L186 48H185V50H183V48L184 47H180V45H177L178 44V42H179V39H180V37H179V27H177L176 28V26H175ZM193 23H191V24H193ZM201 24H202V26H201ZM176 25H178L177 23H176ZM161 26V27H160ZM157 27V28H158ZM198 27V28H197ZM203 29V30H201L200 32H199V30L200 29ZM165 29V30H164ZM178 29V30H177ZM196 29V30H195ZM199 29V30H198ZM210 29V30H209ZM178 31V32H177ZM212 31V32H211ZM162 32H164V33H162ZM195 32V33H196ZM204 32V33H203ZM167 33H169V34H167ZM203 33V34H202ZM208 33V34H207ZM177 34V35H176ZM169 35V36H168ZM224 35V36H223ZM167 36V37H166ZM175 36V37H174ZM222 36H223V38H225V36H226V34H222ZM170 37H172V38H170ZM200 37V36H199ZM201 37V38H202ZM179 38V39H178ZM200 38V39H201ZM168 39V41H170ZM177 40H178V42H177ZM172 41H170V42H172ZM176 42V43H175ZM151 44V43H150ZM148 45V46H151L152 47V49H153V51H152V49H151V47L149 48L148 47V52H149V54H148V52L146 51V53L148 54V57H147V54L146 53H144L143 55H144V57H146V58H144V60H146V62H147V60H148V62H150L152 59L154 60L157 56H158V54H159V52L161 51V54L163 53L164 54V50H163V48H162V46L161 45H154V44H152V45ZM178 47H177V46ZM211 46V45H210ZM213 46H214V48L215 49H213ZM155 48V49H154ZM156 48H158V49H156ZM205 49H203L202 51H204V53H209V55L211 54L210 52L213 50L214 52H218V54H216L215 53V59L217 60V56H218V59H219V57H221V55H222V57L224 56L225 57V55H223V54H225L226 53V51H224V49H222L223 51H221V47L219 48V47H216V45H214V43H212V48L210 47V49L208 48V47H204ZM150 49V50H149ZM182 49V50H181ZM212 49V50H211ZM158 50H159V52H158ZM205 50H208L207 52L205 51ZM211 50V51H210ZM215 50H217V51H215ZM210 51V52H209ZM212 51V52H213ZM156 52V53H155ZM189 52V53H188ZM185 53L187 54V56H185ZM220 53V54H219ZM151 54H152V57H151ZM161 54H159V55H161ZM180 54H181V57H182V59H180L181 57H180ZM189 54H191V55H189ZM155 55V56H154ZM183 55H184V58H187V59H184L183 58ZM220 55V56H219ZM179 56V57H178ZM188 56H190V58L188 57ZM226 56H227V54H226ZM223 57V58H224ZM148 58V59H147ZM151 58V59H150ZM173 58H175V59H173ZM189 58V59H188ZM227 58V57H226ZM226 58H224V59H226ZM177 60L179 61V60H181L180 62H177ZM183 60V61H182ZM185 60V61H184ZM172 63H171V62ZM147 62V63H148ZM168 62L170 63V64H172V65H169L168 64ZM186 63V64H184V65H182L183 63ZM164 63V64H163ZM174 63V64H173ZM178 64V65H177ZM176 66H179L180 67V69H179V67L177 68ZM182 66V67H181ZM216 65H214V67H215ZM157 67H158V69H157ZM165 67H166V69H165ZM185 67H186V69H188V70H186L185 69ZM213 67V69H214V71H215V69L216 68H214ZM152 70H151V69ZM156 68V69H155ZM161 68H163V69H161ZM165 69V70H164ZM174 69V70H173ZM176 69V70H175ZM163 70H164V72H163ZM173 70V72H171ZM148 71V72H147ZM151 73H150V72ZM156 72V73H154V72ZM160 71H162V72H160ZM166 71V72H165ZM176 71V72H175ZM217 71V70H216ZM125 72V71H124ZM127 72V71H126ZM129 72V71H128ZM126 73V75H127V77L126 78H124V75H125V73H123V72H121V78L123 79H125V80H127L128 81V83H130L131 82V84H133L134 83V77L132 78V76L130 77V74H132V73H134V71H130L129 73ZM179 72H180V74H179ZM186 72H188V73H190V74H188V73H186ZM136 73H137V71H136ZM139 73V72H138ZM154 75H153V74ZM177 73V74H176ZM184 74V75H182V74ZM153 75V77H152V75ZM166 74V75H165ZM123 75V76H122ZM133 75H135V73L133 74ZM139 75V74H138ZM157 75V76H156ZM167 75H168V78H166L167 77ZM174 75V76H173ZM178 75V77H179V75L181 76V77H179V78H175L176 76ZM186 75V76H185ZM190 75V76H189ZM132 78V80H130V78ZM162 78V80H164L165 78V82H163V84H162V82L160 83V82H157L158 80L160 81V77ZM165 76V78H163ZM183 76H185V77H183ZM188 76V78H186ZM224 76V75H223ZM150 77H149V80H150ZM158 77V79L156 80V78ZM184 79H183V78ZM216 77H214V78H216ZM129 78V79H128ZM182 78V79H181ZM192 78V79H191ZM155 79V80H154ZM168 79V80H167ZM170 79V80H169ZM177 79V80H176ZM219 79V80H218ZM169 81V83L167 84V81ZM179 80H181V82L179 81ZM187 80H188V83H187ZM221 80V81H220ZM130 81V82H129ZM222 82L223 81V83H221L220 85L221 86H224V87H220L219 86V83L220 82ZM133 82V83H132ZM183 82H185V83H183ZM218 82V83H217ZM225 82V83H224ZM160 83V84H159ZM181 83V84H180ZM188 84V85H187ZM160 85V86H159ZM169 85V86H168ZM181 85H183V86H185L186 85V88L188 89H186L185 87H181ZM214 85V86H213ZM152 86H154V87H152ZM159 86V87H158ZM166 86V87H165ZM190 88H189V87ZM215 86H217V87H215ZM164 87V88H163ZM176 87V88H175ZM159 88V89H158ZM187 90H185V89ZM153 89V90H152ZM157 89V90H156ZM161 89V90H160ZM166 90V92H164L165 90ZM170 89V90H169ZM173 89H175V90H173ZM182 89V90H181ZM216 89H218L219 90V92H218V90H216ZM224 89V90H223ZM207 90H208V88H207ZM222 90V91H221ZM154 91V92H153ZM171 91V92H170ZM174 91V92H173ZM181 91V92H180ZM169 92V93H168ZM180 92V94H178ZM182 92L183 93H186L184 96L182 95ZM190 92V93H189ZM213 92H215L214 94H213ZM218 92V93H217ZM150 93H152V95L150 94ZM164 93V94H163ZM210 93H211V95H210ZM188 94V95H187ZM190 94V95H189ZM216 94V95H215ZM157 95V96H156ZM160 95V97H158ZM167 95V96H166ZM153 96V97H152ZM169 96V97H168ZM181 96H183V97H181ZM173 97V98H172ZM176 97V98H175ZM186 99H185V98ZM188 97V98H187ZM214 97V98H213ZM261 97V98H260ZM151 98H152V100H151ZM153 98H154V100H153ZM158 99V98H163L162 100H156V99ZM179 98L181 99V100H184L185 99V101H180L179 100ZM169 99H171V100H169ZM188 99V100H187ZM258 99V100H257ZM180 101V103H179V101ZM148 101H150V102H148ZM173 101V102H172ZM178 101V102H177ZM186 101H188V102H186ZM254 101H256V102H254ZM10 102V101H9ZM155 104H154V103ZM161 102H162V104H161ZM169 102V103H168ZM254 102V103H253ZM149 103H150V105H149ZM158 103V104H157ZM165 103V104H164ZM181 103H182V105H181ZM183 103H184V105H183ZM217 103V102H216ZM160 104V105H159ZM164 104V105H163ZM169 104V105H168ZM178 104V105H177ZM145 105H149V106H147V107H145ZM156 107V108H153V107ZM162 106H165V107H162ZM172 106H174V107H172ZM178 106V107H177ZM179 106H181V107H183L182 109H181V107H179ZM162 109H161V108ZM145 108H146V110H148V111H146L145 110ZM149 108V109H148ZM165 108V109H164ZM157 111H156V110ZM171 109V110H170ZM174 109V110H173ZM250 109V110H249ZM137 110V109H136ZM137 110V111H138ZM147 112V115H146V112ZM151 110V111H150ZM153 110V111H152ZM160 111V113H159V111ZM163 110H164V112H163ZM247 110H248V114L246 115V113H245V111L247 112ZM179 113V115H176V114H178L177 112ZM184 111H186V112H184ZM153 112H157V114H155V116L157 115V116H159L160 118V120L159 121H162V123L161 122H157V123H155V121H153V120H155V116L153 115ZM168 112H170V113H168ZM183 112V113H182ZM197 112V111H196ZM199 112H201L200 114H199ZM162 113H164V114H162ZM167 113V114H166ZM172 113V114H171ZM181 113H182V115H181ZM245 113V114H244ZM94 114H98V113H94ZM138 114H140V116L138 115ZM142 114V115H141ZM161 114V115H160ZM95 115V116H96ZM99 115V114H98ZM152 115V116H151ZM166 115V116H165ZM176 115V116H175ZM239 115H240V117H239ZM242 115H246V116H242ZM144 116V117H143ZM161 116H162V118H161ZM173 116V117H172ZM197 116V117H196ZM241 116H242V119H240L241 118ZM139 117V118H138ZM153 117V118H152ZM170 117V118H169ZM175 117V118H174ZM177 117H179L180 118V120H178L179 118H177ZM239 117V118H238ZM147 118H148V120H147ZM183 118V119H182ZM195 118V119H194ZM138 119H140V120H138ZM141 119H142V121H141ZM164 119V120H163ZM170 119H172L173 121H174V124H175V121H178V122H182L181 123V127L183 128V127H186V125H188L189 124V126H191V129H190V127L188 126L187 127V136L189 135V137L187 138V139H185V136H186V128H180L179 126L180 125H174L173 126V121L170 123L169 121H170ZM176 119V120H175ZM234 119V120H233ZM135 120V121H134ZM230 120V121H229ZM138 121V122H137ZM147 123H146V122ZM149 121H151V122H149ZM165 121V122H164ZM187 121H189V122H187ZM221 121V120H220ZM221 121V122H222ZM236 121V122H235ZM142 123V129H145L144 131L145 132H148L149 134L151 133V132H153L152 134L154 135V136H156V135H158V134H161L162 132L163 133H167V134H173V132H171V131H176L177 133H178V135H181V139L179 140V142L178 143H180V145H178L177 146V148H176V146L175 147H170V148H172L171 150H169V152H170V158H169V152H168V149H169V147H167V146H165V148H166V150H165V148L164 147H161V148H156L154 151L156 152H153V153H150L149 155L148 154H144L143 156H145L144 158H143V156H142V154H136V152H135V150H134V148H135V143L140 139V135H139V132H140V123ZM168 122V123H167ZM229 122L231 123L230 125H229ZM233 122H235V123H233ZM149 123H151L150 125H149ZM154 123H155V125H154ZM164 123L166 124V125H164ZM170 123V124H169ZM186 124V123H188V124H186V125H184V124ZM139 124V125H138ZM144 124H145V127H144ZM147 124V125H146ZM159 124H160V126H159ZM169 124V125H168ZM172 124V125H171ZM217 124V123H216ZM233 124V125H232ZM137 125V126H136ZM151 125H153L154 127H156V128H154V127H152ZM158 127H157V126ZM211 125V126H210ZM165 126H169V128H165ZM214 127V129H213V127ZM230 126V127H229ZM151 127V128H150ZM160 127V128H159ZM178 127L181 129H178ZM211 127V128H210ZM147 128V129H146ZM159 128V129H158ZM171 128V129H170ZM172 128H174V129H172ZM190 129V131L192 130V131H194V132H190V131H188L189 129ZM129 129H130V131H132V132H128L129 131ZM134 129H135V131H134ZM150 129V130H149ZM156 130V132H155V130ZM170 129V130H169ZM196 129V130H195ZM210 129V130H209ZM214 131H213V130ZM152 130V131H151ZM163 130H165V131H163ZM169 130V132H166V131H168ZM180 130V131H179ZM203 130V131H202ZM133 131L135 132V133H133ZM182 131H184L185 133H183ZM196 131V132H195ZM200 131V132H199ZM229 131V133H227ZM4 132H6V131H4ZM38 134H37V133ZM46 134H45V133ZM138 132V133H137ZM159 132V133H158ZM176 132H174V134L176 133ZM179 132H181L180 134H179ZM198 132V133H197ZM223 132H224V130H223ZM0 133H3V131H0ZM108 133V132H107ZM147 133V141L149 142V140H150V136H149V138H148V134ZM194 133H195V135H194ZM201 133V135H199L200 137H198V134H200ZM49 134V135H48ZM116 134V135H115ZM130 134V135H129ZM133 134V135H132ZM151 134V135H152ZM190 134H193V136L194 137H196V134H197V137H196V139H193L194 137H192V135H190ZM219 134V133H218ZM106 135V136H105ZM127 135V136H126ZM131 136L132 138H134V140L133 139H131V137H130V139H128L129 138V136ZM183 135V136H182ZM224 135V136H223ZM8 136V137H7ZM46 136V137H45ZM102 136V137H101ZM111 136H114V137H111ZM117 136V137H116ZM119 136V137H118ZM137 137V140H136V137ZM217 136V135H216ZM125 138V139H128V140H131L130 142L128 141V140H125L124 138L122 139L121 138V140H119V142H117L118 141V139H116V138ZM139 137V138H138ZM184 137V138H183ZM223 137H225V138H223ZM99 138H100V140H99ZM108 138H110V139H108ZM112 138V139H111ZM198 138V139H197ZM202 138V139H201ZM209 138V139H208ZM213 138V139H212ZM218 138V139H217ZM223 138V139H222ZM38 139V140H37ZM42 139V140H41ZM107 139V140H106ZM114 139V140H113ZM184 139H185V141L187 140V141H189L190 139H191V141H189L188 142V144H187V141L186 142H184ZM192 139L194 140V141H192ZM31 142H30V141ZM110 140V141H109ZM113 140V141H112ZM116 140V141H115ZM122 140L124 141L123 142V144L124 145H122ZM132 140H133V142H132ZM181 140H183V141H181ZM197 142H196V141ZM36 141V142H35ZM79 141H82V139H79ZM108 141V142H107ZM200 141H202L201 142V144H196V143H200ZM43 142V143H42ZM110 142V143H109ZM121 142V143H120ZM132 142V143H131ZM14 143V144H13ZM24 143V144H23ZM45 143V144H44ZM104 143H106V144H104V146H103V144ZM118 143V144H117ZM128 143V144H127ZM184 143V145H185V147H184V145H182ZM204 144V147L202 148L201 147V145L203 146V144ZM207 143V144H206ZM213 143V144H212ZM262 143V145L260 146V144ZM3 144V145H2ZM29 144V145H28ZM32 144V145H31ZM107 144H108V147H106L107 146ZM109 144H111V146H109ZM188 146H187V145ZM190 144H191V146H190ZM194 144H196V146L198 147V146H200V147H195L194 146ZM256 144H258V145H256ZM28 145V146H27ZM43 145H45V146H43ZM49 145H51V146H49ZM106 145V146H105ZM130 145V146H129ZM133 145V146H132ZM252 147H251V146ZM254 145V146H253ZM31 146H32V148H31ZM39 146V147H38ZM48 146V147H47ZM62 146V145H61ZM92 146H93V148H94V150L93 149H91L92 148ZM123 146V147H122ZM126 146V147H125ZM129 146V147H128ZM183 146V147H182ZM189 148H187V147ZM191 148H190V147ZM247 146H249V147H247ZM6 147H10L9 149L7 148L6 149ZM15 147H17V148H15ZM28 147V148H27ZM50 147H52V148H50ZM86 147V148H85ZM88 147V148H87ZM90 147V148H89ZM98 149H97V148ZM100 147V148H99ZM102 147H104L105 148V150L102 148ZM128 147V148H127ZM130 147H132V148H130ZM180 147H182V148H180ZM192 147H194L196 150H195V152H197L196 154L193 152L194 150H192ZM255 147L257 148H259V150H257V149H255ZM261 147V148H260ZM51 149V152H49L50 150L49 149ZM117 148V149H116ZM118 148H119V151H117L118 150ZM121 148L123 149V150H121ZM125 148V149H124ZM130 148V151H128L129 153H130V155L132 156H130L129 155V153L126 151V150H128ZM164 148V149H163ZM176 148V149H175ZM179 148V149H178ZM183 148H186V149H184L183 150ZM251 148V150L253 151V153H252V151L251 150H249V149ZM28 150V152H27V150ZM37 149V150H36ZM39 149V150H38ZM87 149V150H86ZM101 149V150H100ZM132 149V150H131ZM164 151H163V150ZM175 149V150H174ZM197 149H198V151H200V152H198L197 151ZM16 150V151H15ZM34 150H36V153H35V151ZM90 152H89V151ZM97 150V151H96ZM114 150H115V153H114ZM173 150H174V152H175V154H174V152H173ZM178 150V151H177ZM188 151V154H187V151ZM251 151V153L252 154H250V152L249 151ZM22 151V155H21V152ZM27 152V153H24V152ZM29 151H33L34 152V154H36L37 155V157H36V155H34L33 157H30L29 156V154L28 153H30ZM53 151V152H52ZM86 151H88V153L86 152ZM100 151V152H99ZM102 151H103V154L104 155H102ZM109 151V152H108ZM132 151H133V153H132ZM160 151V152H159ZM182 151V152H181ZM186 151V152H185ZM258 151H262L261 152V154H260V152H258ZM32 152V153H33ZM38 152V153H37ZM43 152V153H42ZM45 152H47V154L45 153ZM49 152V153H48ZM72 152V151H71ZM83 152V153H82ZM93 152V153H92ZM97 152H99V153H97ZM111 152H113V153H111ZM123 152V153H122ZM135 152V153H134ZM161 152L163 153H167L166 155L165 154H163V155H160L161 154ZM179 152V154H177ZM193 152V153H192ZM258 152V153H257ZM24 153V154H23ZM41 153V154H40ZM81 153V155H79ZM86 153V154H85ZM95 153V154H94ZM120 153V154H119ZM123 155H122V154ZM128 153V154H127ZM173 153V154H172ZM182 153V155H183V157H182V155H181V158H182V160H181V162H180V164H179V159H180V157H179V155ZM187 154V156H186V154ZM193 156V157H191V155ZM199 153V154H198ZM255 153L256 154H258V156L255 158L254 156H255ZM44 154V155H43ZM52 154V155H51ZM78 154V155H77ZM112 154V155H111ZM117 154V155H116ZM124 154H127V155H124ZM133 154H134V157H133ZM153 154H155V155H153ZM185 154V155H184ZM16 155V156H15ZM92 157V158H90V156ZM92 155H94V156H92ZM97 157H96V156ZM107 155H109V157L107 156ZM110 155L111 156H113V157H110ZM120 155H122V156H124V158L125 157H129V160H130V162H127L128 161V157L127 158H125V162H126V165L124 164V166L122 165H120L119 166V164H118V166H119V168H120V170H118L117 172H116V169H118V167H117V163H115V161H113L114 159H116V156H120ZM138 155H140V156H138ZM157 155H158V157H157ZM178 155V156H177ZM190 156V158H189V156ZM252 155H254L253 157H252ZM12 156H13V158H12ZM41 156V157H40ZM64 156V157H63ZM121 156V157H122ZM137 156V157H136ZM147 156V157H146ZM160 156V157H159ZM161 156H162V158H161ZM168 158H167V157ZM185 156H186V158H189L188 160L187 159H185ZM43 157V158H42ZM47 157H49L50 158V160H49V158H47ZM53 157V159H51ZM79 157V158H78ZM83 157V158H82ZM107 157V158H106ZM139 157H141V158H139ZM155 157H156V160H155ZM172 157L174 158V159H172ZM177 157V158H176ZM249 157V158H248ZM251 157V158H250ZM259 157V158H258ZM19 158V159H18ZM36 158V159H35ZM39 158V159H38ZM46 158V159H45ZM56 158H58V159H56ZM85 158V159H84ZM87 158V159H86ZM137 159V161H136V159ZM148 158V159H147ZM160 158V159H159ZM165 158V159H164ZM175 158L177 159L176 161H178V162H176L175 161ZM179 158V159H178ZM248 158V159H247ZM252 158H254V160L252 159ZM45 161H44V160ZM55 159V160H54ZM64 159V160H63ZM78 159V160H77ZM84 159V160H83ZM92 159H94V160H92ZM102 159V160H101ZM131 159H133V160H131ZM135 159V160H134ZM139 159L141 160V161H139ZM143 159V160H142ZM151 159V160H150ZM168 159V160H167ZM250 159V160H249ZM258 161H257V160ZM260 159V160H259ZM53 160L55 161V162H53ZM68 161V163H67V161ZM74 160H76L75 162H78L79 163V161H80V163L83 161H85L86 162V160H87V164L84 162H82L81 164L79 163H75L74 164ZM92 160V161H91ZM97 160V161H96ZM99 160V161H98ZM108 160H109V162H108ZM145 160V161H144ZM147 160V161H146ZM174 161L175 162V164H178V165H180V167H178V169L176 168V166L177 165H175L174 164V162H172V161ZM187 160V161H186ZM194 162H196V163H194ZM195 160H197V161H195ZM248 160V161H247ZM263 162H262V161ZM16 161V162H15ZM23 161V162H22ZM31 161H33V162H31ZM60 161V162H59ZM97 163H96V162ZM106 161V162H105ZM141 163V166L143 167V166H145V165H147V167H148V172H147V167H144V168H146V171H145V169L144 168H142L143 169V171H144V173H142L141 174V168L139 167L140 165V163ZM154 161V162H153ZM159 161V162H158ZM167 161V162H166ZM168 161H169V163H168ZM192 162V164H191V162ZM30 162V163H29ZM45 162V163H44ZM54 163V165H53V163ZM56 162H58V164L56 163ZM62 162H63V164H62ZM90 162V163H89ZM93 162V163H92ZM102 162H104V163H102ZM115 163V166H114V163ZM131 162H133V163H131ZM151 162H152V164H154V165H152L151 164ZM158 162V163H157ZM163 162V163H162ZM165 162V163H164ZM172 162V163H171ZM182 162H183V164H182ZM253 162V163H252ZM257 164H255V163ZM44 163V164H43ZM51 163H52V165H51ZM65 163H67V164H65ZM70 163V164H69ZM74 165H73V164ZM94 164V165H92V164ZM96 163V164H95ZM128 163V164H127ZM131 163V164H130ZM135 163V164H134ZM158 164V167L155 165V164ZM162 163V164H161ZM167 163V164H166ZM170 163H171V166H173V164H174V166H175V168L174 167H171V168H173V169H171V168H169L168 169V167H166V168H164V166H169L170 165ZM185 163V164H184ZM198 163V164H197ZM249 163V164H248ZM261 163H262V165H261ZM11 164V165H10ZM49 164V165H48ZM59 164H61V165H59ZM65 164V165H64ZM69 164V165H68ZM105 164V165H104ZM108 164V165H107ZM110 164V165H109ZM142 164H144V165H142ZM22 165V166H21ZM45 165V166H44ZM57 165V166H56ZM60 167H59V166ZM68 165V166H67ZM79 165V166H78ZM88 167H87V166ZM90 165V166H89ZM104 165V166H103ZM133 165V166H132ZM134 165H135V167H134ZM149 165V166H148ZM153 167H152V166ZM185 165H189V167H187V166H185ZM195 165H197V166H195ZM201 165V166H200ZM243 165H244V167H246L247 165V167L244 169V167H243ZM251 165V166H250ZM20 166V167H19ZM42 166V167H41ZM49 166V167H48ZM51 166V167H50ZM76 166V167H75ZM80 166L81 167H83V168H80ZM95 166V167H94ZM96 166H97V168H96ZM100 166H102V168L100 167ZM106 166H108V167H106ZM127 166H128V168H130L129 170H128V168H127ZM133 167L134 169H131V167ZM136 166H138V167H136ZM192 166V167H191ZM252 167V169H255V168H257V170H253L252 171V169L250 168V167ZM257 166H260V167H257ZM55 167V168H54ZM58 169H60L61 171H57V168ZM67 167H68V170H67ZM72 167H73V169H72ZM79 167V168H78ZM90 167H92V168H90ZM94 167V168H93ZM113 167H114V169H113ZM117 167V168H116ZM150 167H151V169H150ZM156 169H155V168ZM159 167H161V168H159ZM170 167V166H169ZM183 167V168H182ZM184 167H185V169H184ZM186 167L189 169V170H186ZM194 167V168H193ZM206 167H208V168H206ZM229 167V168H228ZM243 168V169H241V168ZM25 168V169H24ZM42 168V169H41ZM63 168V169H62ZM71 168V169H70ZM77 170H76V169ZM88 168V169H87ZM109 168V169H108ZM122 168V169H121ZM125 168H127V170H124ZM137 168H140V169H137ZM162 168H163V170H162ZM192 168V169H191ZM197 170H196V169ZM200 168V169H199ZM8 169H10L9 171H8ZM38 169V170H37ZM45 169V170H44ZM49 169H51V171L49 170ZM52 169H56L54 172H53V170ZM82 169H87V170H82ZM90 169V170H89ZM92 169V170H91ZM94 169V170H93ZM110 169H112V170H110ZM136 169H137V171H136ZM150 169V170H149ZM168 169V170H167ZM176 169V170H175ZM182 171H181V170ZM195 169V170H194ZM199 169V170H198ZM227 169V170H226ZM248 169V170H247ZM250 169V170H249ZM30 171V172H28V171ZM45 171V174L46 173H48V174H46V176L45 177H43L41 174H40V172L41 171ZM49 170L50 172H52L53 174L54 173H56V171H57V173H56V175L58 174H60V175H62V174H64V172H66L67 174H65V178L63 179L64 180V182L65 181H67V180H69V179H71L70 181H73V179L76 177V178H78L77 176L79 175V178H80V180L78 181V183H80L81 185H83V186H81L80 184H78V186H70L69 188V190H68V194L66 195V196H63L62 195V197H64V198H62V197H56L55 198V202L57 203V206L59 205V207H61V209H63L62 211H64V212H66V213H68L67 214V216L69 217V219H68V217L66 218L67 220H68V222H67V220L66 219H64V222L66 223H64L63 222V220H56V223L58 224H56V223H54L55 222V220L53 221V223L52 222H50L51 221V219H49L48 221H46L47 219H43V217L41 216V219L42 220H44V222L41 220V219H39L40 218V214H38L37 212H35L34 210H32L31 208H30V206L29 205H27L26 204V202L25 201H22L21 200V203H20V200L18 199V200H15V201H13V203H12V201L11 202H5L4 200V198H2V197H4V194L5 195H7V194H9L10 192H12V190H15V188L17 189V188H20L21 187V185H24V183H27L28 182V184H34L33 186L36 188V190L37 191H39L40 192V196H42V197H45V194L46 193H49L50 195H54V196H56L57 194L56 193H58L59 191L58 190H63L62 188H66V187H64V186H66L67 184H69V182L68 183H64V182H62V181H60L59 183H58V181L56 182V181H52V176H50V174H52V173H50L49 171L47 172V171ZM70 170V171H69ZM80 170H82L81 171V174L79 173V171ZM97 170H101L100 171V173H99V171H98V173H99V175H98V173L96 172ZM106 170H107V172H106ZM115 170V171H114ZM122 170V171H121ZM132 170V171H131ZM173 170V171H172ZM192 170H194V171H192ZM201 170V171H200ZM205 170V171H204ZM262 170V169H261ZM19 171V172H18ZM22 171V172H21ZM33 171H34V173H33ZM37 171V172H36ZM74 171V174H76L75 176L74 175H72L73 172ZM77 171V172H76ZM88 171H92V172H88ZM95 173H94V172ZM105 171V172H104ZM109 171H111L110 173H109ZM113 171V172H112ZM124 171H128V172H131V173H128L127 174V172H124ZM161 171V172H160ZM164 171V172H163ZM168 173H167V172ZM176 171V172H175ZM228 171V173H226ZM231 173H230V172ZM252 171V172H251ZM264 171V170H263ZM12 172V173H11ZM60 172H62V173H60ZM121 172V173H120ZM124 172V173H123ZM175 173V175H174V173ZM179 172V173H178ZM182 172V173H181ZM191 172V173H190ZM197 172V173H196ZM200 172V173H199ZM201 172H202V174H201ZM225 172V173H224ZM243 172H245V173H243ZM248 172V173H247ZM68 173H69V175H68ZM93 173V174H92ZM114 173H115V177L113 178L112 176L114 175ZM118 173V174H117ZM120 173V174H119ZM126 173V174H125ZM137 173V174H136ZM146 173H147V175L148 176H145L146 175ZM162 173V174H161ZM166 173H167V175H166ZM177 173V174H176ZM187 173H188V175H187ZM193 173V174H192ZM206 173V174H205ZM233 173V174H232ZM237 173V174H236ZM10 174V175H9ZM20 174V176H18ZM23 174V175H22ZM72 176H71V175ZM88 175L89 174V176H86V175ZM102 174L104 175V176H102ZM112 174V175H111ZM144 174V175H143ZM161 176H160V175ZM169 174H170V176H169ZM172 174L174 175V178H173V176H172ZM192 175V178L190 179V178H188V177H191V175ZM197 174H198V177H197ZM204 174V175H203ZM231 174V175H230ZM244 174V175H243ZM246 174V175H245ZM249 174V175H248ZM15 176V178H14V176ZM48 175V176H47ZM80 175H82V176H80ZM107 175V176H106ZM109 175V176H108ZM155 176L154 178L152 177V176ZM157 175H159V177H157ZM164 175H166V177L164 176ZM177 175H178V177H177ZM207 176V179L206 178H204V177H206ZM209 175V176H208ZM230 176V177H228V176ZM238 175V176H237ZM26 176H28L27 178H26ZM50 176V177H49ZM64 176V175H63ZM94 176V177H93ZM167 176L168 177H171L170 178V180L169 179H167ZM202 176V177H201ZM212 176V177H211ZM236 176H237V178H236ZM245 176H247L248 177V179L245 177ZM30 177V178H29ZM72 177H74V178H72ZM84 177V178H83ZM91 179H89V178ZM93 177V178H92ZM98 177V178H97ZM106 177H108V179L110 178V180L112 181H108V180H105L107 183H104L105 181L104 180H102L101 181V178L103 179H105ZM145 177H147V178H145ZM164 177V178H163ZM230 179H228V178ZM7 178V179H6ZM13 178V179H12ZM20 178V180H18ZM78 178V179H79ZM85 180V182H82L83 181V179ZM86 178V179H85ZM142 178V179H141ZM143 178H145V179H143ZM162 178V179H161ZM187 178H188V180H187ZM225 178V179H224ZM12 179V180H11ZM23 179V180H22ZM28 179V180H27ZM29 179H31V180H29ZM49 179V180H48ZM94 179V180H93ZM100 179V181H98ZM107 179V178H106ZM153 179V180H152ZM161 179V180H160ZM165 179V180H164ZM184 179H183V181H184ZM190 179V180H189ZM214 179V180H213ZM216 179V180H215ZM224 179V180H223ZM235 179V180H234ZM245 179V180H244ZM33 180H35V182L33 181ZM47 180V181H46ZM51 180V181H50ZM87 180V181H86ZM95 180H96V182H95ZM144 180H145V182H144ZM149 180V183L147 182ZM151 180V181H150ZM163 180V181H162ZM182 180V179H181ZM212 180V181H211ZM46 183H45V182ZM92 181V182H91ZM141 181V182H142ZM159 181H157V182H159ZM210 181V182H209ZM214 181V182H213ZM3 182V183H2ZM5 182V183H4ZM8 182V183H7ZM18 182V183H17ZM49 182V183H48ZM94 182V184H92ZM102 182V183H101ZM109 182V183H108ZM157 182H155V184L157 183ZM20 183V184H19ZM54 183V184H53ZM55 183H58V184H56L55 185ZM61 183H63V184H61ZM86 183V184H85ZM91 183V184H90ZM96 183H97V185H96ZM145 183V184H146ZM200 183V182H199ZM210 183V184H209ZM19 184V185H18ZM46 184H47V186H46ZM64 184H66V185H64ZM88 184V185H87ZM105 184V185H104ZM107 184V185H106ZM110 184V185H109ZM9 185V186H8ZM12 185V187H10ZM13 185H14V187H13ZM59 185V186H58ZM80 185V186H79ZM87 185V186H86ZM89 185H91V186H89ZM210 185V186H209ZM5 186V187H4ZM52 186V187H51ZM62 186V187H61ZM68 186V185H67ZM86 186V187H85ZM97 186V187H96ZM101 186V187H100ZM102 186H104V187H102ZM10 187V188H9ZM61 187V188H60ZM75 187H77L76 189H75ZM211 189H210V188ZM4 188V189H3ZM6 188V189H5ZM48 188H51L50 190L48 189ZM55 190H54V189ZM59 188V189H58ZM83 189V190H79V189ZM101 188V189H100ZM196 188V189H195ZM7 189H9V190H7ZM11 189V190H10ZM72 189H73V191H72ZM98 189V190H97ZM100 189V190H99ZM102 189H105L104 190V192H103V190ZM188 189V190H189ZM212 189H213V191H212ZM5 190V191H4ZM49 190V191H48ZM57 190V191H56ZM65 190V189H64ZM63 190V191H64ZM70 190H71V192H70ZM77 190H79V191H77ZM86 190V191H85ZM210 190V191H209ZM8 191H9V193H8ZM51 191V192H50ZM52 191H54V192H52ZM55 191H56V193H55ZM76 191V192H75ZM102 193H101V192ZM197 191H198V193H197ZM215 192V193H214ZM221 192V193H220ZM211 193V194H210ZM73 194H75L73 197H72V195ZM97 194V195H96ZM188 194V193H187ZM213 194H215V195H213ZM217 194V195H216ZM225 194V195H224ZM3 195V196H2ZM70 197H69V196ZM106 195H104V196H106ZM209 195V196H208ZM219 195V196H218ZM222 195V197H220ZM224 195V196H223ZM233 195H235L236 196V198H234V197H232ZM39 196V197H40ZM97 196H99V197H97ZM202 196V197H201ZM203 196H204V198H203ZM217 196V197H216ZM226 196V197H225ZM231 196V197H230ZM244 196V199L245 198H247V200L249 199V198H252V199H250L251 201H255L254 200V198L250 195V196H248V197H246V195H243ZM51 197H53V196H51ZM206 197V198H205ZM211 197V198H210ZM241 197H242V195H241ZM66 198V199H65ZM73 198V199H72ZM101 198V199H100ZM104 198V199H103ZM203 198V199H202ZM238 198V200H244L243 199V197L242 198H240L239 199ZM3 199V200H2ZM39 199L40 198H37L36 199V201H38V203L40 202L39 201ZM46 198H43V200H45ZM60 199V200H59ZM96 199H97V201H96ZM120 200H122L123 198H119ZM119 199H116L115 201V204H114V206H118V205H120V203H118V201H119ZM222 199H223V201H222ZM63 200L65 201V203L63 202ZM98 200H101V201H98ZM195 200V201H194ZM218 200V201H217ZM220 200V201H219ZM225 200H227V201H225ZM246 199H245V202L247 201ZM4 201V202H3ZM17 201H19V202H17ZM60 203V201H61V203L59 204L58 202ZM68 201V202H67ZM230 201V202H229ZM249 201V200H248ZM246 202L247 204H253L251 201L250 202ZM15 202V203H14ZM22 202L24 203V204H22ZM54 202V203H55ZM97 202V203H96ZM100 202V203H99ZM120 202V201H119ZM121 202H125L124 200H122ZM18 203V204H17ZM20 203V204H19ZM53 203V202H52ZM205 203V202H204ZM254 203H256V201L254 202ZM22 204V205H21ZM63 206H65V205H67V206H65V207H63ZM98 204V205H97ZM99 204H101V205H99ZM124 204V203H123ZM218 204V203H217ZM13 205V206H12ZM25 205V206H24ZM54 205H56V204H54ZM126 205V204H125ZM9 206V207H8ZM19 206H20V209H19ZM21 206H23V207H21ZM39 206H40V203H39ZM68 206H70V207H68ZM97 206V207H96ZM26 209H25V208ZM23 208H24V210H23ZM29 208V209H28ZM67 208H69V209H71V210H69L70 212H68V210L65 209ZM138 208H140V209H138ZM19 210V212H21V213H19L18 212V210ZM28 209V210H27ZM93 209V210H92ZM95 209V210H94ZM137 209V210H136ZM149 209L151 210L152 209V205H150L149 206V208L147 209V211H149ZM4 210V211H3ZM11 210V211H10ZM13 210V211H12ZM27 210V211H26ZM139 210H140V212H139ZM141 210H144V211H141ZM2 211V212H1ZM32 211H34L33 213H32ZM87 211V214L85 213ZM88 211H90V212H88ZM95 211V212H94ZM4 212V213H3ZM24 212V213H23ZM31 212V213H30ZM93 212V213H92ZM144 212H146L147 214H144ZM26 213H28V217L29 218H32V217H34V222L32 221V223H35V224H32V226H31V230L32 231H26L27 232V234L25 233V230L23 231V233H21V228H22V224H24V221H23V223H18V222H15V221H17V219H19V218H22L21 216H22V214H26ZM71 215H70V214ZM83 213V214H82ZM89 213V214H88ZM139 213V214H138ZM31 214V215H30ZM74 214V215H73ZM76 214H80V216L79 215H76ZM84 214H85V216H84ZM20 215V216H19ZM34 215V216H33ZM87 215V216H86ZM146 215V216H145ZM150 215H152V217H151V220H150V217L149 216ZM27 216V215H26ZM82 216V217H81ZM130 216V217H129ZM37 217V218H36ZM112 217L114 218L113 219V221H114V223H112L111 225H108L106 228L104 227V230H105V233L104 234H102V237L103 238H101L100 240H97V241H92L91 239H92V235H93V231H94V229L96 228V227H98V228H100V224L102 223V221L103 220H101V219H106V220H109V219H112ZM36 218V219H35ZM78 218V219H77ZM82 218V219H81ZM38 219H39V221H38ZM71 219V220H70ZM77 219V220H76ZM83 219H84V222H83ZM101 221H100V220ZM115 219H116V221H115ZM74 220H75V222H74ZM78 220H79V222H78ZM122 220V221H121ZM135 220V221H134ZM145 220H147V221H145ZM149 220V221H148ZM41 221H42V223H41ZM46 221V222H45ZM70 221V222H69ZM99 221V222H98ZM112 220H111V222H113ZM26 222L28 223V221L26 220ZM110 222V223H111ZM116 222V223H115ZM125 222V223H124ZM127 222H130V223H127ZM144 222V223H143ZM150 224H149V223ZM39 223V224H38ZM44 223H46V225H44ZM50 225H49V224ZM52 223V224H51ZM68 223V224H67ZM69 223H70V225H69ZM79 223V224H78ZM118 223V224H117ZM160 223L161 224H163V222H162V219L160 220ZM2 224H5V227L3 228V226H2ZM18 224V225H17ZM43 224V225H42ZM74 224V225H73ZM77 224H78V226H77ZM117 226V228H116V226ZM120 224V225H119ZM124 224V225H123ZM135 224V225H134ZM145 224V225H144ZM17 225V226H16ZM31 225V224H30ZM38 226V225H41V226H38V227H36V226ZM53 225V226H52ZM114 225V226H113ZM119 225V226H118ZM122 225V226H121ZM19 226V227H18ZM37 228V229H35V227ZM126 226V227H125ZM136 226V227H135ZM21 227V228H20ZM47 227H49V228H46ZM53 227V229L51 230L50 228H52ZM55 227V228H54ZM61 227V228H60ZM70 227H71V229H70ZM76 229H75V228ZM123 227V228H122ZM34 228V229H33ZM40 228V229H39ZM58 228H59V231H58ZM73 228H74V230H73ZM110 228V229H109ZM120 228V229H119ZM125 228V229H124ZM134 228V229H133ZM43 229V230H42ZM49 229V230H48ZM106 229L108 230L107 231V233L109 234V235H107L106 234ZM112 229V230H111ZM119 229V230H118ZM143 229V230H142ZM36 230V231H35ZM38 230V231H37ZM73 230V231H72ZM114 230H116V232H119V235L114 231ZM123 230V231H122ZM125 230V231H124ZM133 230V231H132ZM15 231V232H14ZM20 231V232H19ZM46 231V232H45ZM54 232L53 234H52V232ZM59 233H58V232ZM75 231V232H74ZM12 232H14V233H12ZM18 232V233H17ZM34 232V233H33ZM36 232H37V234H36ZM49 232V233H48ZM58 234H57V233ZM63 234H62V233ZM70 232H72V234L70 233ZM110 232V233H109ZM114 232V233H113ZM124 232V233H123ZM141 232H143V233H141ZM10 233V234H9ZM17 233V234H16ZM25 233V234H24ZM33 233V234H32ZM44 235H43V234ZM47 233V234H46ZM60 233H61V236H60ZM67 233V234H66ZM139 233H141V235H139ZM145 233V234H144ZM21 234V235H20ZM32 235L31 237H30V235ZM36 234V235H35ZM48 234H51L50 236H48ZM65 234V235H64ZM106 234V235H105ZM131 234H133V235H131ZM136 234V235H135ZM14 235H15V238H13L14 237ZM28 235V236H27ZM45 235H47V237L45 236ZM70 236V238H69V236ZM105 235V236H104ZM111 235V236H110ZM113 235H114V237H113ZM123 237H122V236ZM135 235V236H134ZM11 236H13V237H11ZM22 236V237H21ZM57 236V237H56ZM60 236V237H59ZM64 238H63V237ZM109 236V237H108ZM17 237V238H16ZM18 237H20V239L18 238ZM34 237V238H33ZM36 237H37V239H36ZM55 237H56V239H55ZM71 237H73V238H71ZM101 237V236H100ZM105 237H107V238H105ZM112 237V238H111ZM116 237V238H115ZM136 237V238H135ZM12 238V239H11ZM21 238H22V240H21ZM23 238H24V240H23ZM29 238V239H28ZM43 238V239H42ZM45 238V239H44ZM50 238H51V240H50ZM53 238V239H52ZM66 238V239H65ZM105 238V239H104ZM124 238V239H123ZM126 238H127V240H126ZM139 238V239H138ZM156 238H158L157 240H156ZM18 239V240H17ZM41 239V240H40ZM47 239V240H46ZM60 239V240H59ZM62 239H64V240H62ZM110 239V240H109ZM118 239V240H117ZM133 239V240H132ZM136 239H138V240H136ZM153 239V240H152ZM27 240V241H26ZM31 240V241H30ZM46 240V241H45ZM68 240V241H67ZM70 240V241H69ZM90 240H91V242H93V243H91L90 242ZM120 240V241H119ZM127 242H126V241ZM136 240V241H135ZM25 241V242H24ZM50 241L51 242H54V243H51V244H56V243H58V244H65V245H63V246H60V248L57 250H54V251H52L53 249L52 248H49V251H48V247L46 248L45 247V245L44 244H50ZM57 241H59V242H57ZM87 241V242H86ZM101 241H104V242H101ZM124 241H125V243H124ZM139 241V242H138ZM163 241V242H162ZM14 242V243H13ZM17 242V243H16ZM20 242V243H19ZM23 242V243H22ZM36 242V243H35ZM42 242H44V244L42 243ZM62 242H64V243H62ZM90 242V243H89ZM107 242V243H106ZM114 242V243H113ZM132 242V243H131ZM162 242V243H161ZM21 243L23 244V245H21ZM35 243V244H34ZM99 243V244H100ZM111 243H113V244H111ZM26 244H27V246H26ZM32 244H34V245H32ZM38 244H40V245H38ZM68 244V245H67ZM71 244H73V245H71ZM77 246V247H75V245ZM20 245H21V247L22 248H19L20 247ZM139 245H136L138 248L140 247ZM215 245H216V247L217 246H219V244H214V247H215ZM25 246H26V248H25ZM42 246V247H41ZM68 246V247H67ZM224 246V247H223ZM222 247L220 246V247H217V250H216V248L214 249L215 251H217V252H214L213 253V255L214 256H212L211 258V260H214V261H212L211 263L212 264H216V262H218V264H221V263H223V264H238V260H239V263H240V261H241V263L240 264H246L245 263V261L247 262V261H249L250 260V262L249 263H251V261L252 260H255V261H257V260H260V261H257V263H261L262 264V261H263V263H264V258H263V254H259V252H257V253H251L250 255L249 254H243V253H241V251H238V249L237 248H234V249H237V250H234V249H231V250H233L232 252H230L228 249H229V247L227 246V245H223ZM18 247V248H17ZM44 247H45V249H44ZM226 247V248H225ZM228 247V248H227ZM14 248V249H13ZM18 250H17V249ZM29 250H28V249ZM41 248V249H40ZM43 248V249H42ZM65 248H66V250H65ZM138 248H137V254L136 253H131V251L130 250H128V248H127V251H126V249L125 250H123L122 251V253L121 252H119V250L115 247L114 249H116V250H114L115 252H110V254L109 253H107V255H109V257H110V255H112L111 257L112 258H110L111 260H113V261H111L112 263H110V264H139L140 262H142L143 261V263L142 264H144L145 262V264H147V262H149L150 260H149V258L151 259L152 258V255H154V254H152L151 255V257L150 256H148L147 254H145L144 252H143V250L141 249V247L139 248V250H138ZM230 248H233V247H230ZM21 251H20V250ZM40 249V250H39ZM62 249V250H61ZM223 249V250H222ZM44 252H43V251ZM51 250V251H50ZM68 250V251H67ZM118 250V251H117ZM140 250H142V251H140ZM227 250V251H226ZM20 251V252H19ZM42 251V252H41ZM5 252V253H4ZM32 252V253H31ZM49 252V253H48ZM119 252V253H118ZM139 252H141V253H139ZM168 252V253H167ZM220 252V253H219ZM239 252V253H238ZM243 252V251H242ZM244 252H246V251H244ZM52 253V255H50ZM57 253L59 254V255H57ZM66 253V254H65ZM72 253V254H71ZM112 253V254H111ZM119 255H118V254ZM125 253V254H124ZM144 253V254H143ZM218 253V254H217ZM229 253V254H228ZM43 254V255H42ZM57 256H55V255ZM64 254V255H63ZM164 254V255H163ZM166 254V255H165ZM169 254V255H168ZM220 254V255H219ZM236 254V255H235ZM254 254V255H253ZM27 255V256H26ZM29 255V256H28ZM44 255H45V257H46V255L47 256H49L51 259L50 260H53L52 262L51 261H49V259H48V257L43 261V259L45 258L44 257ZM117 255V256H116ZM121 255V256H120ZM135 255V256H134ZM156 255V254H155ZM154 255V256H155ZM159 255V256H158ZM162 255V256H161ZM231 255H233V257L231 256ZM247 255V256H246ZM253 255V256H252ZM258 255V256H257ZM35 256V257H34ZM52 256V257H51ZM59 256V257H58ZM141 256H143V257H141ZM147 256V257H146ZM172 255H171V252H170V250L169 251H166V252H161V254L159 253V254H157L156 255V257L158 258H156V257H154L155 258V260H161L162 261V263L164 264V262H165V264H173V258L171 257ZM218 256H220V257H218ZM222 256H224V257H222ZM230 256V257H229ZM244 256V257H243ZM251 258H250V257ZM262 256V257H261ZM41 257V258H40ZM56 257V258H55ZM62 257V258H61ZM127 257V258H126ZM144 257H145V259H144ZM149 257V258H148ZM164 257V258H163ZM235 257V258H234ZM247 257L249 258L248 260H247ZM254 257V258H253ZM258 257V259H255V258H257ZM24 258V259H23ZM30 258V259H29ZM40 258V259H39ZM54 258H55V260H54ZM124 258H125V260H124ZM130 258H132V259H130ZM136 258V259H135ZM153 258V259H154ZM161 258V259H160ZM225 258V259H224ZM230 258V260H228V259ZM231 258H233V260L231 259ZM238 258V259H237ZM243 258V259H242ZM253 258V259H252ZM36 259V260H35ZM122 261H121V260ZM152 259V260H153ZM169 261H171V262H169ZM222 259V260H221ZM246 259V260H245ZM252 259V260H251ZM34 260V261H33ZM40 260H42V262L40 261ZM129 260H131V261H129ZM146 260V261H145ZM151 260V261H152ZM216 260V261H215ZM245 260V261H244ZM39 261V262H38ZM116 261H117V263H116ZM132 261H133V263H132ZM150 261V262H151ZM168 261V262H167ZM223 261V262H222ZM226 261V262H225ZM232 261V262H231ZM236 261V262H235ZM45 262V263H44ZM129 262V263H128ZM138 262V263H137ZM149 262V263H150ZM219 262H221V263H219ZM228 262V263H227ZM234 262V263H233ZM254 262V261H253ZM248 263V262H247Z\"/></svg>",
	"mask_w": 264,
	"mask_h": 264
}]
</instances>
